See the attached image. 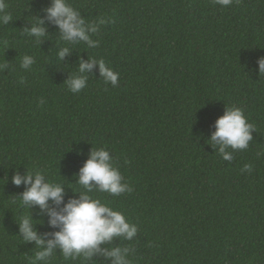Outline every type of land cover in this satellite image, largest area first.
I'll use <instances>...</instances> for the list:
<instances>
[{
  "label": "trees",
  "instance_id": "16d2710c",
  "mask_svg": "<svg viewBox=\"0 0 264 264\" xmlns=\"http://www.w3.org/2000/svg\"><path fill=\"white\" fill-rule=\"evenodd\" d=\"M12 20L0 25V264H112L103 251L35 260L20 218L28 214L45 241L59 227L47 210L22 202L28 185L13 175L36 170L80 196L79 170L104 147L132 191L94 198L136 225L131 240L115 237L102 250L127 249L130 264H264V0H66L96 26V42L64 41L46 9L52 0H6ZM42 20L43 37L27 34ZM101 20L104 22L101 23ZM69 52L58 58L61 48ZM34 60L29 69L23 56ZM103 59L119 73L116 86L98 68L73 93L65 83L79 64ZM43 101V102H42ZM251 124L247 149L210 143L228 107ZM250 164L251 171H242Z\"/></svg>",
  "mask_w": 264,
  "mask_h": 264
},
{
  "label": "clouds",
  "instance_id": "9594fccd",
  "mask_svg": "<svg viewBox=\"0 0 264 264\" xmlns=\"http://www.w3.org/2000/svg\"><path fill=\"white\" fill-rule=\"evenodd\" d=\"M221 6L227 7L232 0H215ZM6 0H0V25H6L12 20ZM47 17L53 21L61 32L64 41L86 42L90 47H95L96 42L89 38V31H96V26L88 24L80 16L79 12L71 7L66 0H52V5L46 9ZM104 21L101 20V23ZM43 21L36 20L27 34L34 37H43L45 29ZM69 48L63 47L58 52V58L68 54ZM34 63L31 56L22 58L21 66L29 69ZM93 67H97L100 76L106 83L113 86L118 84L119 73L106 65L103 59H89L81 62L78 67L79 75L73 74L65 83L73 93L80 92L87 85V76ZM260 74H264V57L258 60ZM43 102V101H42ZM216 131L212 134L210 143L218 144L219 153L224 160H232V154L225 149H247L252 139V125L247 123L241 108L231 106L215 122ZM250 164L244 165L242 171H251ZM12 182L19 186L28 185L22 193V202L25 205H37L41 210H47L48 223L52 227H59V231L52 233V239L45 241L33 228V221L28 214L23 215L19 222V231L23 239L35 242L37 248L42 249L36 253L35 260L43 261L53 256L54 249L59 247L65 258L76 257L83 253L85 257H91L94 252L103 251L107 257L112 258V264H130L127 259V249L120 247L110 250L100 249L105 241H111L115 237H123L131 240L137 233L136 225L130 223L126 216L108 203L94 198L93 191L106 192L113 196H119L132 189L124 181L119 169L114 166L113 158L109 151L100 147L93 149L89 158L79 170L78 183L82 187L77 199H70L57 211L48 207L52 201L56 205L63 202L64 189L61 183L49 182L45 174L39 170L29 172L27 175H13Z\"/></svg>",
  "mask_w": 264,
  "mask_h": 264
}]
</instances>
